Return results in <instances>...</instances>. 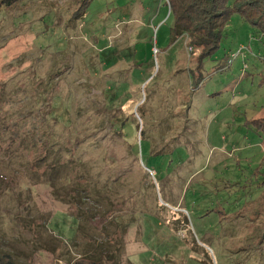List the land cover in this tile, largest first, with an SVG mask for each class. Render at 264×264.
<instances>
[{"label":"rangeland","instance_id":"rangeland-1","mask_svg":"<svg viewBox=\"0 0 264 264\" xmlns=\"http://www.w3.org/2000/svg\"><path fill=\"white\" fill-rule=\"evenodd\" d=\"M74 2L0 11V250L22 264L117 244L120 264H264V34L233 14L196 85L166 0H90L78 17ZM12 130L66 141L74 162L34 164L42 141Z\"/></svg>","mask_w":264,"mask_h":264},{"label":"trees","instance_id":"trees-1","mask_svg":"<svg viewBox=\"0 0 264 264\" xmlns=\"http://www.w3.org/2000/svg\"><path fill=\"white\" fill-rule=\"evenodd\" d=\"M19 0H0V11L5 7H10ZM21 1V0H20ZM77 1H79L77 3ZM90 0H75L74 4H79V10L76 11L74 17H78L85 13L86 6ZM168 5L169 14L173 19V24L169 29L170 40L174 42L179 37L186 38V45L189 46L190 52L195 54V65L193 69H189V75L192 78V83L198 85L202 80L200 69L202 62L210 56L218 47L223 38V31L228 25L229 19L233 14H237L242 20L255 26L260 32L264 34V0H166ZM5 36L0 32V47L5 43ZM186 46V47H187ZM197 52V54H196ZM227 54H223L225 57ZM196 74V75H195ZM196 76V78L194 77ZM200 80V81H199ZM6 86V82L2 84ZM5 93V90L0 89V97ZM146 99V97H145ZM142 103L137 105L140 110ZM23 108V107H22ZM21 109V108H20ZM138 110V111H139ZM2 107H0V112ZM32 107H28L23 111L19 118L14 117L12 125L20 126L21 122H30L31 119L36 117ZM49 112L53 113L50 109ZM63 114V113H62ZM139 120L141 121L142 128L140 129V136L144 126L139 112H137ZM118 117H116L117 120ZM9 119L12 121L11 113ZM128 117L121 120L120 126H124ZM133 124L139 126L137 119L132 118ZM254 120L264 125V119ZM113 123L114 120L111 119ZM45 121H43L44 123ZM9 123V122H8ZM7 123V124H8ZM11 124V122H10ZM3 129L5 130V127ZM257 131L264 130V126L257 127ZM118 132H123V128L116 129ZM19 132L12 130L9 132V141H19L18 145H25L27 147H34L38 140L42 141L45 154H38L39 157L34 158V164L43 162L46 166L53 168L56 166L66 165L69 162H74L73 159L62 161L63 155H67L70 151L68 143L65 141L59 143L52 138L43 137V135L34 138H28L26 134L17 136ZM70 139H68L69 141ZM77 144V143H75ZM9 148L11 145H8ZM65 148V149H64ZM57 149V153L55 150ZM12 150V149H9ZM8 150V151H9ZM68 153H65V152ZM61 152V153H60ZM264 236V234H263ZM91 246L93 244H90ZM91 251L87 250L78 256H73L66 259V264H120L121 260V244L106 247H91ZM0 264H22L16 255L13 253L0 250ZM130 264V263H129Z\"/></svg>","mask_w":264,"mask_h":264}]
</instances>
